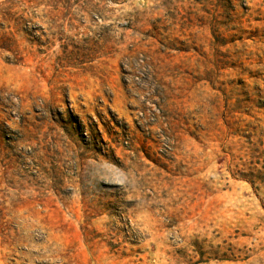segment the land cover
Returning <instances> with one entry per match:
<instances>
[{"label":"rangeland","instance_id":"rangeland-1","mask_svg":"<svg viewBox=\"0 0 264 264\" xmlns=\"http://www.w3.org/2000/svg\"><path fill=\"white\" fill-rule=\"evenodd\" d=\"M0 264H264V0H0Z\"/></svg>","mask_w":264,"mask_h":264}]
</instances>
